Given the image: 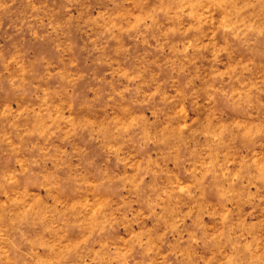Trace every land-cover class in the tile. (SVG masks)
<instances>
[{
  "label": "rangeland",
  "instance_id": "374dc122",
  "mask_svg": "<svg viewBox=\"0 0 264 264\" xmlns=\"http://www.w3.org/2000/svg\"><path fill=\"white\" fill-rule=\"evenodd\" d=\"M0 264H264V0H0Z\"/></svg>",
  "mask_w": 264,
  "mask_h": 264
}]
</instances>
